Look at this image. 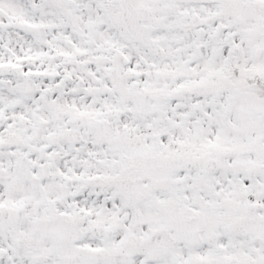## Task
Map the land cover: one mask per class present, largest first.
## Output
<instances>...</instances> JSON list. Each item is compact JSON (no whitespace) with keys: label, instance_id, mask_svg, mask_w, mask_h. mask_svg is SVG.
Listing matches in <instances>:
<instances>
[{"label":"snow or ice","instance_id":"1","mask_svg":"<svg viewBox=\"0 0 264 264\" xmlns=\"http://www.w3.org/2000/svg\"><path fill=\"white\" fill-rule=\"evenodd\" d=\"M0 264H264V0H0Z\"/></svg>","mask_w":264,"mask_h":264}]
</instances>
